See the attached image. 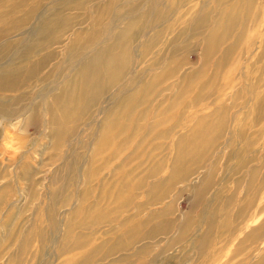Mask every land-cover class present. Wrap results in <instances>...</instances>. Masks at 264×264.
Here are the masks:
<instances>
[{
	"label": "rangeland",
	"instance_id": "1",
	"mask_svg": "<svg viewBox=\"0 0 264 264\" xmlns=\"http://www.w3.org/2000/svg\"><path fill=\"white\" fill-rule=\"evenodd\" d=\"M109 1L42 0L40 20L0 33V73L18 72L17 51L34 50V59L54 54L27 88L0 93V264H264V0ZM7 2L0 0L2 12ZM134 13L145 36L133 45L132 81L109 90L57 145L46 105L35 120L27 117L41 96L56 105L75 76L79 65L70 74L64 68L74 39L107 31L93 50H81L87 60L113 45L126 24L120 19ZM228 17L236 26L225 35ZM111 25L117 26L113 35ZM212 30L221 38L209 56L204 45ZM173 58L180 61L178 73L147 86ZM193 70L204 78L189 84L182 77ZM108 97V114L98 115ZM25 107L29 115L22 114ZM203 118L209 130L192 146L183 143ZM217 118L227 123L222 130L212 123ZM213 130L219 138L211 148ZM101 138L105 151L96 155ZM180 168L167 196L149 200L147 186ZM165 209L170 214L160 213ZM145 220L151 223L125 243ZM163 221L172 224L152 234Z\"/></svg>",
	"mask_w": 264,
	"mask_h": 264
},
{
	"label": "bare ground",
	"instance_id": "2",
	"mask_svg": "<svg viewBox=\"0 0 264 264\" xmlns=\"http://www.w3.org/2000/svg\"><path fill=\"white\" fill-rule=\"evenodd\" d=\"M8 1L9 2L4 4L5 7L7 8L4 12H2L3 8L2 7L0 8L1 9L0 23L5 22L3 24H0V25H2L1 29H0L1 34H7L8 35L13 30H15L21 26H25V25L33 23L32 21L34 19L35 20L37 19V21L40 20L41 17L43 16L40 12L38 13L39 9L41 8L40 2L42 0H29V1H22V2L18 1V0H17V2L14 0H8ZM127 1L129 2V0H127ZM112 2H114V1L110 0L108 3V6L111 5ZM20 12L22 15L18 18H15L14 13H20ZM121 12L122 11H120V13ZM43 13H45V12H43ZM132 14H133V12H132ZM132 14H130L128 16H131ZM125 15L120 20H125L124 22L126 24L120 29V31L116 32L115 37H114L115 41H114L113 45H110L109 47H103V48L97 49V51L95 53H93L92 55H90L89 59H87V60H84V59L86 58V56H89V54L87 53V55H85V52H81V50L89 51L90 49H92L91 47H92V44L94 45V43H93L94 40L97 42H100V41L103 42V39L106 38L107 31L106 32H100L99 34H96V33L92 34L88 38H85V37L76 38L72 41V43L69 46V52H70V55H72V56H70V58H68L71 60L66 61V63H65L66 66L64 68H65V70L67 68L71 69L69 74L72 71H74V69H76V67L78 65H79V69L77 70L75 76L70 78L67 85L64 86V88L56 96V100H55L56 105H53L50 107V105L48 104V106H47L46 102L44 103L45 96H41V98H40L41 100L40 99H39L40 101L37 100V102L39 101L37 103L38 105L36 106L35 111L34 112L32 111L33 112L32 114L29 115L30 107H27V108L25 107L27 111H23V110H25V108H23V110H21L22 114L28 113L29 116L27 117V119H28V121H31V120H35L37 118L36 116L38 114H40L38 107L41 105H46L47 109L44 112L49 116L51 126L57 132V138H58L56 141L57 145L60 142H62L63 139L68 138L72 133L73 134L75 133L77 125L83 120L84 117H86V116L91 117L94 114L93 113L94 108L104 99L103 97L106 95L107 92H109V90L113 91V93H114V91H117L118 90L117 87H118V85H120L119 82L123 81L121 84L123 86L125 78L126 79L128 78V82L132 81V75H134L135 72L133 71L132 74L128 73V72L131 69V66L135 62L133 59V57H134L133 56V50H134L133 45L137 41H139V38H141V37L144 38L145 35H144L142 25H141V20H140L141 18L137 17V15L135 14L134 16H132L131 18L128 19L125 17ZM11 16H13V18H11ZM225 25H227L226 32H223L225 35L230 32V28L236 26L235 21L232 20V18H230V17L227 18ZM116 27L117 26H115V25H111L112 30H110L111 33L108 32V34L110 33L111 35H113L115 33L114 29ZM147 29H149V28H147ZM144 30H146V29H144ZM217 32H218V30H216V31L212 30L206 35V38H205L206 44L204 45V49H205L204 54L205 55H209V56L212 55L214 49H216V47L219 45L218 40L221 37L216 35ZM229 36H230V34L226 36V40L229 38ZM81 44H82V46H80V48H79V45H81ZM137 46H139V44ZM33 51L34 50H29L28 48L22 50V53L20 51L19 52L17 51L18 58L15 60L20 59L18 64H17V65H19V67L17 68L18 72L16 74H9V73L6 74L4 72L0 73V93H4V92L5 93L6 92L13 93V92H18L22 88H27L32 80L39 78V75L41 74V72L45 68H47V66L49 65V63L53 59V55H54L53 53L46 54L41 59H34L33 57H34V54H36V53H34ZM79 54H81L80 57H79ZM75 58H79V61H76L77 59L75 60ZM10 64H11V61H10ZM169 65H170V67L165 73L164 72H162V73L157 72V73L151 74L149 77L150 80H147L148 83L146 85L151 86L153 84H156L155 81L159 80V78L173 77L176 73H178V69H179V65H180V61H178V59L176 60L173 58V61H171V64H169ZM198 71L193 70L190 73H188V72L184 73V75L182 77L183 80L190 81L189 84L190 83L192 84V82L195 84L199 83V80L204 78V73L202 71H200V72H198ZM50 73L51 72H49V74L45 75V77L42 79L43 80H49ZM129 74H130V76H129ZM55 82L56 81H54V84H55ZM50 83H52V82H50ZM53 87L54 88H52V90H55V85ZM110 96H111V94H110ZM21 99H22V96H21V98L19 97L16 102H18V101L20 102ZM132 99L133 98L131 96H128L126 98V103L131 102ZM109 100H111L109 97L106 98V101L104 102L103 107L99 110L98 115H102V113H104V111L106 114H108L107 111L109 108L107 105L109 104ZM57 105L58 106L60 105L61 108L58 109ZM70 105H74V108L72 109V111L70 110ZM25 106H27V105H25ZM168 106H170V105H168ZM225 111H226L225 108L219 109L216 114H219V117H222L225 114ZM113 112L114 111L112 110L111 113H113ZM63 114H69L66 116L67 117L66 120L61 119V116ZM131 118H132V116H131ZM97 120H98V118H96V121ZM220 120H221V118H219V119L217 118L216 120L214 119V120H212V123L217 124V126L220 128L219 130H222L225 126H227V123L225 120H222V121H220ZM67 121H72L74 123L75 127H73V128L68 127ZM114 123H116V122H114ZM209 124H210V121L208 119L206 121L203 118V122H201L200 124H198L194 128V131L192 132V135H191L189 142H188V139L186 142L185 141H182V142L185 143L186 145L192 146L193 144H195V142L198 138L203 136L204 132L209 130L208 129ZM205 127L208 130L206 129V131H204ZM170 129H172V128H170ZM214 132L215 131L213 130V133L209 134V136L210 135L211 136H210L209 140L207 141L211 148L216 144V142L218 141V138H219V134L218 133L215 134ZM103 141L104 140L101 138L100 141L98 142L96 149H95L96 155H97V153L99 155H101L105 151V150H103L104 146H105ZM182 144H181V141H179L177 144L178 148L181 147L180 145H182ZM173 165H175V164H173ZM181 170L182 169L180 168L179 170L175 171L176 172L175 175H172L170 177V179L169 178L168 179H159V181H157L151 185H148L147 186L148 189L146 190L145 193L147 194L146 196H148L149 200L160 201L164 197H166L168 194V190H170V188L173 186V181L176 180V179H172V178H175L176 175H179V173H181ZM185 171H186V169H185ZM27 173H29V172H27ZM156 176L157 175H155V177ZM251 178L252 179L256 178V172L255 171L252 172ZM209 184L210 183H205L203 185V188H202L203 190L201 191V193L197 194V197L202 196V192L204 193V190L207 189ZM137 187H138V189H143L145 187V184H143V186L138 185ZM129 201H130V203L132 202V196L130 197ZM168 208H170V207H168ZM170 210L171 209H167V210L165 209L164 211H161L160 213H162L163 215L170 214V212H169ZM160 213H156L155 215L152 214L150 217L152 218L154 215L156 218L159 216L158 214H160ZM149 223H151L149 220L148 221L145 220V221L139 223L138 225L137 224L134 225L130 231V234H128V237L125 238L126 239L125 243H132L136 239V237H138L137 235L139 234V232L141 230H143V228L146 227V225H148ZM171 224H172V222L163 221L162 223H159L157 225L152 226L150 231L152 234H155L158 231L164 230L167 227L171 226ZM188 226H189V223L186 225V228ZM98 250H99L98 247H96L92 253V256L90 257L91 259L96 256V252Z\"/></svg>",
	"mask_w": 264,
	"mask_h": 264
}]
</instances>
